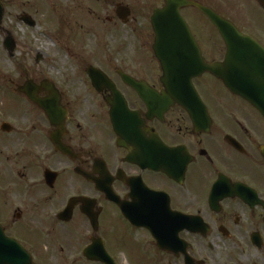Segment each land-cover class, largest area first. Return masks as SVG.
<instances>
[{
    "label": "flooded vegetation",
    "instance_id": "af4514ba",
    "mask_svg": "<svg viewBox=\"0 0 264 264\" xmlns=\"http://www.w3.org/2000/svg\"><path fill=\"white\" fill-rule=\"evenodd\" d=\"M26 1L0 0V42L17 65L14 76L0 74V224L5 234L29 252L34 264H264V101L258 98L253 107L235 94L255 91L244 77L252 73L255 81V60L243 61L249 53L255 58V47L237 46L233 60L201 8L264 48L259 11H248L254 13L249 16L227 6V0H174L201 60L220 65L225 76L206 73L194 80L204 104L197 119L181 104L166 113L150 111L123 79L143 84L154 98L167 90L152 49L153 17L167 0H44L48 11L39 8L38 0ZM247 2L264 12L259 0ZM63 6L93 14L105 24L106 37L110 29L129 31L130 37L117 41L152 46V54L132 53L118 61L107 53L55 79L28 67L19 71L16 30H27L20 37L26 41L41 25L37 15L47 12L59 15L62 29H68ZM47 30L39 34L46 37ZM104 36L99 41L115 44L112 33L111 39ZM35 55L26 58L37 65L48 60L41 51ZM259 83L257 89L264 87ZM52 88L59 95L54 122L27 94L47 101ZM113 89L127 108L119 113L123 137L112 123Z\"/></svg>",
    "mask_w": 264,
    "mask_h": 264
},
{
    "label": "water",
    "instance_id": "95a60500",
    "mask_svg": "<svg viewBox=\"0 0 264 264\" xmlns=\"http://www.w3.org/2000/svg\"><path fill=\"white\" fill-rule=\"evenodd\" d=\"M259 1L264 5V0ZM167 3L168 7L162 11L156 12L153 18L154 31L156 35V42L153 50L162 65L164 71L163 84L167 90L161 95H155L154 98L151 93L146 92L143 88H141L143 84L136 82L128 76H124V80L127 84L137 89L139 95L148 103L150 111L160 113L167 112L175 104H181L191 113L192 117H196L198 119L200 118L202 104L200 103L197 94L196 96L194 94L195 91L192 81L204 72L208 71L216 74V71L219 69L215 68V66L205 65L195 59V56L191 58L185 55L191 53L194 55L193 51H195L196 54L198 53L196 48L193 49L192 47V34L182 20L179 21L180 25L178 27H173L172 24L169 23H172L175 20L178 21L177 15L175 14L177 13L178 8H176L177 3L174 0H167ZM173 9L175 11H173ZM201 10L208 15L219 30L222 37L227 41L228 46L232 48L230 49V54L234 55L232 59H237L238 57L239 51L236 48L237 46H239V48L241 46L255 47V58L250 53L243 58V61L245 62H250V60L255 59V71L257 69L262 72L259 78L255 73V81L252 78L248 81L250 88L255 86V91H236L235 93L248 100L254 106L258 98L261 102L264 101V87L260 89L256 88L257 83H259L258 81L264 80V67L258 69V63L264 64V49L256 42H253L250 37L241 34L232 24L225 21L211 10L205 8H201ZM174 14L176 18L175 20L173 18ZM2 16L3 10L1 9L0 21ZM176 39H178L177 42L175 41ZM11 52H13V47ZM172 54H175L176 56L173 57ZM247 78L248 77H246V80ZM93 79H96V77H93ZM231 90L234 91L235 88L231 87ZM113 93L116 99L118 100V98H120V101L122 102V97L117 90H113ZM27 94L30 99L37 103L54 122L57 117L55 113L59 111L57 102V100H59L58 91L52 88V90H50L51 98L47 101L39 100L31 93ZM117 100L114 101L115 103L111 104L112 120L117 134L123 137V120L119 118L120 109L118 103L116 102ZM122 104V109L125 110V103ZM260 110L264 114V106L260 107ZM0 264H33L31 255L19 242L7 237L1 225Z\"/></svg>",
    "mask_w": 264,
    "mask_h": 264
},
{
    "label": "rangeland",
    "instance_id": "374dc122",
    "mask_svg": "<svg viewBox=\"0 0 264 264\" xmlns=\"http://www.w3.org/2000/svg\"><path fill=\"white\" fill-rule=\"evenodd\" d=\"M35 1L36 0H32L31 4H34ZM227 2V6L243 11L244 13L248 11H255L257 9V11H259V20L261 22V25L264 26V12L261 10V8H256V5L254 6L252 4H249L247 0H245L244 2H242L241 0H227ZM25 3L29 2L25 0ZM38 3L39 5H37L40 9L45 11H48V9H50L48 4L44 0H38ZM86 5L87 4H84L85 7ZM89 5L94 4L90 3L88 4V6ZM95 10L96 9H93V11ZM60 13L64 18V22H66V24H69L68 29H62V24L59 23V21H61L59 15H57L56 18H53L51 16V13L47 12L45 16H43L42 14L37 15V19H39L41 25L38 29H36V31L28 33L29 36H27L26 41H24L20 37L24 36V34L27 33V30L22 27L16 30L19 33V45L15 53L21 62V65L18 68L19 71H22L26 67H28V69H31L33 71L42 72L48 78L55 79L57 77H60L61 75H73L77 71L82 70L83 67H86L87 64H94V60L107 53L114 54L113 59H117L118 61L128 59V57L132 53H141L145 56L147 55L146 57L152 54V46H126L122 45V43L126 42L117 41L118 39L126 36L130 37V35H127L129 31L125 30L120 31L119 29L109 28L110 31H108V34L112 33L113 38H115L114 45H106V42L104 40L99 41V38H102L104 36L102 26H105V24L97 21L95 16L91 13L87 14L86 12H83L82 14L80 10L71 11L67 9L66 6H63V8L60 10ZM101 14L103 13L101 12ZM252 14L254 13L248 12L249 16ZM47 26V36L43 37L39 34V31L47 29ZM92 32L93 34L97 32L98 35H92ZM110 34L107 35L108 37H106L105 35L104 38L111 39ZM216 36L217 35H215V37ZM85 37L89 38V41H84L86 39ZM82 38V43H80V40ZM24 42H26L27 44H24ZM84 43H86V46H83L85 50L80 51L82 49V47L80 46ZM1 44L2 43L0 42V74L3 76H14L17 70V65L15 66L16 61L9 57L8 53L3 50ZM98 44H104V47L102 45V48H100ZM119 50H121L120 54L117 53ZM38 51L48 54V60L40 62L37 65L34 60H29L26 58V56L30 54L36 57L35 54L38 53ZM5 79L2 78L3 82H5ZM2 179L3 176H1L0 182Z\"/></svg>",
    "mask_w": 264,
    "mask_h": 264
}]
</instances>
